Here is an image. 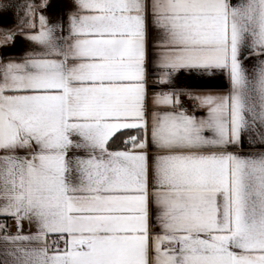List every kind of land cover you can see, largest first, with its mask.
I'll return each instance as SVG.
<instances>
[{
    "label": "snow or ice",
    "instance_id": "obj_1",
    "mask_svg": "<svg viewBox=\"0 0 264 264\" xmlns=\"http://www.w3.org/2000/svg\"><path fill=\"white\" fill-rule=\"evenodd\" d=\"M0 264H264V0H0Z\"/></svg>",
    "mask_w": 264,
    "mask_h": 264
}]
</instances>
